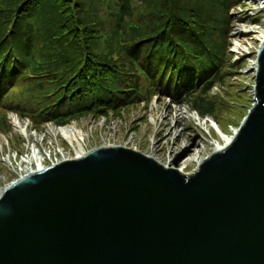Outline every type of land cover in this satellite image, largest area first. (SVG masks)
I'll use <instances>...</instances> for the list:
<instances>
[{
  "label": "water",
  "instance_id": "water-1",
  "mask_svg": "<svg viewBox=\"0 0 264 264\" xmlns=\"http://www.w3.org/2000/svg\"><path fill=\"white\" fill-rule=\"evenodd\" d=\"M257 61L233 142L191 175L114 146L5 188L0 264H264V43Z\"/></svg>",
  "mask_w": 264,
  "mask_h": 264
},
{
  "label": "trees",
  "instance_id": "trees-1",
  "mask_svg": "<svg viewBox=\"0 0 264 264\" xmlns=\"http://www.w3.org/2000/svg\"><path fill=\"white\" fill-rule=\"evenodd\" d=\"M235 1L0 0V111L37 129L158 97L214 117Z\"/></svg>",
  "mask_w": 264,
  "mask_h": 264
},
{
  "label": "rangeland",
  "instance_id": "rangeland-1",
  "mask_svg": "<svg viewBox=\"0 0 264 264\" xmlns=\"http://www.w3.org/2000/svg\"><path fill=\"white\" fill-rule=\"evenodd\" d=\"M229 14L232 25L229 29L228 51L234 66L226 81L216 84L212 91L217 110L214 117L200 116L203 119L210 117L216 120L224 133L233 136L254 104L255 72L250 66L257 62L262 44L257 41L253 32L264 30V10L254 0H236ZM29 95L27 89H19L14 92L12 100L17 101L14 97H30ZM148 107L142 104L128 111L122 110L120 114L88 115L64 125L49 123L37 129L29 117L0 111V191L26 177L27 167L36 168L37 163L31 167L26 164L29 159L43 155L45 164L50 166L63 158L60 154L62 148L65 149L64 158L74 155V148L65 142L60 133H55L61 127L74 126L83 132L84 149L87 153L109 145L121 146L144 155L157 156L175 167L199 147L206 148L203 153L206 158L215 151L212 144H224L216 132L212 130L207 134L206 128H203L205 132L201 129L202 124L198 126L199 123L192 120L191 116L197 118L199 114L192 108L191 102L177 104L169 98L159 101L155 97ZM14 118L19 122L20 129L16 128ZM192 165L188 172L196 169L195 164Z\"/></svg>",
  "mask_w": 264,
  "mask_h": 264
},
{
  "label": "bare ground",
  "instance_id": "bare-ground-1",
  "mask_svg": "<svg viewBox=\"0 0 264 264\" xmlns=\"http://www.w3.org/2000/svg\"><path fill=\"white\" fill-rule=\"evenodd\" d=\"M258 2L261 4V9L264 10V0H258ZM253 33L256 34L257 39H258L257 41H259L263 45V43H264V30H257V31H254ZM238 50H240V49L238 48ZM250 67H251V70L256 73L257 69H258V61L257 62H253ZM14 124H15L17 129H20L21 126L15 119H14ZM202 125H201L202 126L201 129L204 132H205V130L203 128L207 129V131H208L207 134H210V132L213 130L214 132H216L218 137L224 142V144H221L219 142L215 143V144H212L215 147V151L224 150L227 146H229L233 142L234 137H235L234 136L235 133H234L233 136H228L226 133H224L219 128V125L217 124V122L214 119H212L210 117L209 118L207 117V119H205V122ZM238 131H239V129H238ZM238 131H237V133H238ZM55 133L56 134L57 133H60V134L63 133L65 138L70 140L71 145L74 147V150H73L74 155H72V156L66 155L68 157H65V158L63 157L62 159H64V160L61 159L60 161H55L52 164H50V166H47L45 164V160L42 159L43 155L40 158L29 159L28 160L29 162H26V164L29 167L33 166L35 163H37V164H36V168L31 167L30 169H28V167L27 168L25 167L26 168V170H25L26 175H29V174H31L33 172H36V171L39 172V171L45 170L46 168L55 166V165H57L59 163H62L63 161L72 160L74 158L79 159V158H81V157H83L84 155L87 154L86 150L84 149V147H85V145H84L85 144V142H84L85 139L83 138L84 134H83V132H80L76 127H74V126L61 127V128H58L55 131ZM108 147H114V146L109 145ZM204 149H206V148H203V147L200 148L199 147L196 150H194L192 155L184 158L180 162L181 164L178 167H175L174 165H172V163L169 164V163L163 162V160H160L157 156H151V155H147V156L150 157V158H153L155 161H157L158 163H160L161 165H163L166 168H174V169H176L177 171H179L180 173H182L184 175H191L198 168V166L201 163H203L209 157V156L206 157V158L203 157ZM61 155H65V151H63ZM192 164H195V166H196L195 168L196 169L193 172H188L187 170H188L189 166L192 165ZM1 193H2V191H0V194Z\"/></svg>",
  "mask_w": 264,
  "mask_h": 264
},
{
  "label": "built area",
  "instance_id": "built-area-1",
  "mask_svg": "<svg viewBox=\"0 0 264 264\" xmlns=\"http://www.w3.org/2000/svg\"><path fill=\"white\" fill-rule=\"evenodd\" d=\"M182 106V105H181ZM15 119V118H14ZM60 136L65 140V142L70 146V147H72V148H74L72 145H71V142H70V140L69 139H67V138H65V136H64V134L62 133V134H60ZM63 151H65V149L64 148H62L61 149V152H63ZM72 151V150H71ZM60 154H62V153H60ZM65 155H62V157H64ZM50 159V158H49Z\"/></svg>",
  "mask_w": 264,
  "mask_h": 264
}]
</instances>
